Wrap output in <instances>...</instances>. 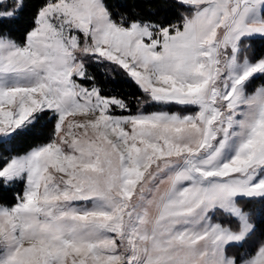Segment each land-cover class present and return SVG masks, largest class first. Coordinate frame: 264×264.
<instances>
[{
  "label": "snow or ice",
  "instance_id": "1",
  "mask_svg": "<svg viewBox=\"0 0 264 264\" xmlns=\"http://www.w3.org/2000/svg\"><path fill=\"white\" fill-rule=\"evenodd\" d=\"M257 43L264 0H0V264H264Z\"/></svg>",
  "mask_w": 264,
  "mask_h": 264
},
{
  "label": "trees",
  "instance_id": "2",
  "mask_svg": "<svg viewBox=\"0 0 264 264\" xmlns=\"http://www.w3.org/2000/svg\"><path fill=\"white\" fill-rule=\"evenodd\" d=\"M118 2V0H117ZM30 12L26 13L25 16L16 24L11 26L14 35L19 38L24 31L25 26L28 24ZM257 52L264 50V46L257 43ZM90 71L96 76L100 85L104 88L105 94H115L124 97L134 98L139 95V90L132 84L126 82L121 77L111 78L108 76L102 66H91ZM135 110V104H133ZM26 145H21L20 150L22 151ZM13 202L12 193H5L0 191V203L11 204Z\"/></svg>",
  "mask_w": 264,
  "mask_h": 264
}]
</instances>
